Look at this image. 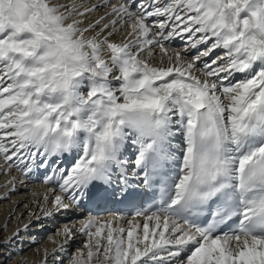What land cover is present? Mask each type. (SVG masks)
<instances>
[{
	"label": "snow or ice",
	"instance_id": "1",
	"mask_svg": "<svg viewBox=\"0 0 264 264\" xmlns=\"http://www.w3.org/2000/svg\"><path fill=\"white\" fill-rule=\"evenodd\" d=\"M0 156L62 193L37 221L152 201L65 226L52 264L76 231L69 264H264V0H0Z\"/></svg>",
	"mask_w": 264,
	"mask_h": 264
},
{
	"label": "bare ground",
	"instance_id": "2",
	"mask_svg": "<svg viewBox=\"0 0 264 264\" xmlns=\"http://www.w3.org/2000/svg\"><path fill=\"white\" fill-rule=\"evenodd\" d=\"M62 4H70L71 0H59ZM86 4L96 3L97 0H83ZM115 2V0H113ZM107 9L100 8L92 13L90 19H98ZM107 22V21H105ZM99 30V29H97ZM126 30L116 33L112 39L121 41L126 36ZM165 48L169 55L180 51L186 60L196 55L198 50H190L185 54L184 41L176 37L171 41L165 42ZM155 58L153 63H159L163 57L159 47L155 48ZM220 55L219 51L206 57L204 60H210ZM107 54H105V58ZM167 64V57H163ZM202 63L197 65V70L202 67ZM239 78V77H238ZM72 162V157H65L61 167H67ZM47 174L44 169H37L30 175H25L19 168L9 167L8 163L0 156V264H52L53 249L62 244L65 237L62 230L65 226L78 229L80 222L88 217H96L99 221L111 219L114 215H122V224L127 227L128 220H135L143 224L144 217L135 216L134 213H123L119 209L121 197L117 194L115 197L108 196L100 192L91 200H85L80 207H74L69 210H61L48 218L36 220L37 216L42 217L43 213L37 207V202L44 203L43 197L48 195L49 200L54 199L55 194H62L57 185L53 183H43L44 176ZM105 200L110 201L109 207H103ZM65 203H70L65 199ZM52 208L51 203L47 205ZM144 210L140 208L139 211ZM32 213L36 215L33 216ZM150 214V213H149ZM25 225H28L25 228ZM94 230V229H93ZM88 238L85 235L75 232V239L67 247L63 255L64 264H69L71 255L77 249L83 248L84 242ZM86 252V249H85ZM95 264V261H94Z\"/></svg>",
	"mask_w": 264,
	"mask_h": 264
},
{
	"label": "rangeland",
	"instance_id": "3",
	"mask_svg": "<svg viewBox=\"0 0 264 264\" xmlns=\"http://www.w3.org/2000/svg\"><path fill=\"white\" fill-rule=\"evenodd\" d=\"M105 54H107V55H108V53H107V52H105Z\"/></svg>",
	"mask_w": 264,
	"mask_h": 264
}]
</instances>
